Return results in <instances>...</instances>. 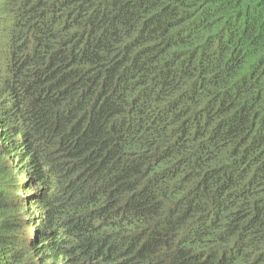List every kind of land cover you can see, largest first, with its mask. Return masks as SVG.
Wrapping results in <instances>:
<instances>
[{
  "label": "trees",
  "instance_id": "trees-1",
  "mask_svg": "<svg viewBox=\"0 0 264 264\" xmlns=\"http://www.w3.org/2000/svg\"><path fill=\"white\" fill-rule=\"evenodd\" d=\"M0 264H264V0H0Z\"/></svg>",
  "mask_w": 264,
  "mask_h": 264
}]
</instances>
